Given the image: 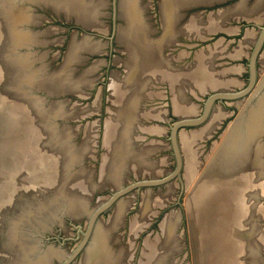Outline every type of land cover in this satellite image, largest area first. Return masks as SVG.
<instances>
[{
	"label": "water",
	"instance_id": "obj_1",
	"mask_svg": "<svg viewBox=\"0 0 264 264\" xmlns=\"http://www.w3.org/2000/svg\"><path fill=\"white\" fill-rule=\"evenodd\" d=\"M263 43L264 0H0V264H264Z\"/></svg>",
	"mask_w": 264,
	"mask_h": 264
},
{
	"label": "flooded vegetation",
	"instance_id": "obj_2",
	"mask_svg": "<svg viewBox=\"0 0 264 264\" xmlns=\"http://www.w3.org/2000/svg\"><path fill=\"white\" fill-rule=\"evenodd\" d=\"M113 15H114V13H113ZM112 21H113V26L115 27V17L113 16V19H112ZM263 24V23H262ZM259 34V33H258ZM257 34V35H258ZM257 38V37H256ZM256 40V39H255ZM255 42V41H254ZM253 45H254V43H253ZM263 45H264V43H263ZM263 45H262V47H263ZM262 49V48H261ZM259 60H257V62H258ZM246 67H247V69H248V58H247V63H246Z\"/></svg>",
	"mask_w": 264,
	"mask_h": 264
}]
</instances>
